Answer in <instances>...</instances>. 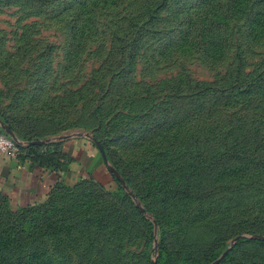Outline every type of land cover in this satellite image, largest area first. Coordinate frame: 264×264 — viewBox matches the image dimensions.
Wrapping results in <instances>:
<instances>
[{
  "label": "rangeland",
  "instance_id": "rangeland-1",
  "mask_svg": "<svg viewBox=\"0 0 264 264\" xmlns=\"http://www.w3.org/2000/svg\"><path fill=\"white\" fill-rule=\"evenodd\" d=\"M0 126L73 162L0 264H264V0H0Z\"/></svg>",
  "mask_w": 264,
  "mask_h": 264
},
{
  "label": "crops",
  "instance_id": "crops-1",
  "mask_svg": "<svg viewBox=\"0 0 264 264\" xmlns=\"http://www.w3.org/2000/svg\"><path fill=\"white\" fill-rule=\"evenodd\" d=\"M87 143L84 138L67 140L64 143V151L72 158L86 149ZM66 159L62 167L64 168L63 173L73 166V162L70 163ZM59 177L56 170L45 169L33 164L28 157L24 156V153L15 157L0 153V191L7 193L20 205L44 200Z\"/></svg>",
  "mask_w": 264,
  "mask_h": 264
},
{
  "label": "trees",
  "instance_id": "trees-1",
  "mask_svg": "<svg viewBox=\"0 0 264 264\" xmlns=\"http://www.w3.org/2000/svg\"><path fill=\"white\" fill-rule=\"evenodd\" d=\"M29 143L33 140H28ZM34 141H39V140H34ZM54 144L50 145L49 143H42V144H29L26 148L21 147V153L20 155L28 157L33 163H35L36 165L42 167V163H47V161L52 162L53 165L55 164H59V165H63V159H65V156L61 157V153H59L58 156V152L57 150H55ZM57 149V148H56ZM57 154V155H56ZM62 158V160H61ZM60 162V163H59ZM51 168V167H50ZM57 169L56 166H52L51 169ZM59 186V182L57 181L53 186L51 191L56 187ZM50 191V193H51ZM49 193V195H50ZM0 235H7L10 234V232H13V228L12 226L6 227V228H2V226H0ZM255 241H257V239H254Z\"/></svg>",
  "mask_w": 264,
  "mask_h": 264
},
{
  "label": "built area",
  "instance_id": "built-area-1",
  "mask_svg": "<svg viewBox=\"0 0 264 264\" xmlns=\"http://www.w3.org/2000/svg\"><path fill=\"white\" fill-rule=\"evenodd\" d=\"M0 153L10 157L18 156L21 153V144L8 133L0 131Z\"/></svg>",
  "mask_w": 264,
  "mask_h": 264
},
{
  "label": "water",
  "instance_id": "water-1",
  "mask_svg": "<svg viewBox=\"0 0 264 264\" xmlns=\"http://www.w3.org/2000/svg\"><path fill=\"white\" fill-rule=\"evenodd\" d=\"M6 132L15 140V141H17L18 143H19V140H18V138L14 135V133L7 127L6 128ZM43 143V141H33V142H31V144H42ZM102 149V152H103V154H104V158H106V155H105V153H104V151H103V148H101ZM241 236H238V237H236L235 239H234V241H237L239 238H240Z\"/></svg>",
  "mask_w": 264,
  "mask_h": 264
}]
</instances>
